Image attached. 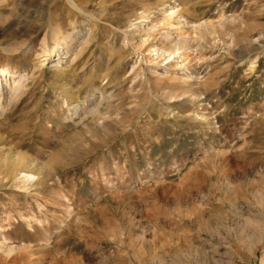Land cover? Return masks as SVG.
<instances>
[{
  "label": "rangeland",
  "instance_id": "obj_1",
  "mask_svg": "<svg viewBox=\"0 0 264 264\" xmlns=\"http://www.w3.org/2000/svg\"><path fill=\"white\" fill-rule=\"evenodd\" d=\"M0 69V264H264V0H0Z\"/></svg>",
  "mask_w": 264,
  "mask_h": 264
},
{
  "label": "bare ground",
  "instance_id": "obj_2",
  "mask_svg": "<svg viewBox=\"0 0 264 264\" xmlns=\"http://www.w3.org/2000/svg\"><path fill=\"white\" fill-rule=\"evenodd\" d=\"M69 37H67L66 39H68ZM171 40V41H170ZM167 41H170V42H174V45H176V46H180L181 45V41L180 40H175V39H173V38H167ZM65 42V41H64ZM60 46L61 45H57L54 49H53V51L51 52L52 53V55L53 56H51V58L52 57H58L59 56V53H61L60 52ZM50 56V55H49ZM50 58V57H49ZM10 77H11V74H10V72L8 71V70H6V69H0V87H4L5 86V84L7 85L8 84V81L10 80ZM23 80H25V77L24 76H22V77H20V80L19 81H23ZM11 81V80H10ZM3 82H5V84H3ZM18 89V88H17ZM3 94H4V90H2L1 89V91H0V95H1V97H0V99L2 100L3 98ZM99 106V105H98ZM79 110H81L80 109V107H77L76 106V111L78 112ZM94 110V109H93ZM97 110V109H96ZM76 112V113H77ZM75 115H77L78 116V114H75ZM17 161V160H16ZM15 161V162H16ZM19 161V160H18ZM15 162H13V163H11L10 165H2L0 168L1 169H3V172L4 173H6L7 175L8 174H11L12 172H14V173H16L15 171H17V166H15L16 165V163ZM5 163V162H4ZM24 163V162H23ZM20 165V164H19ZM29 167V166H28ZM26 168V167H25ZM1 169H0V171H1ZM21 169H23V168H21ZM20 172V171H19ZM22 172V171H21ZM22 173H24L25 174V176L28 178V179H34V175L33 174H31V173H29V172H27V170H25L24 172H22ZM8 176H10V175H8ZM6 177V176H5ZM11 177V176H10ZM45 181V180H44Z\"/></svg>",
  "mask_w": 264,
  "mask_h": 264
}]
</instances>
